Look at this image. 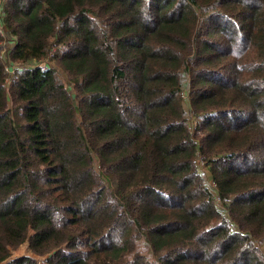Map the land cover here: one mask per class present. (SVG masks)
I'll return each instance as SVG.
<instances>
[{"label":"trees","instance_id":"1","mask_svg":"<svg viewBox=\"0 0 264 264\" xmlns=\"http://www.w3.org/2000/svg\"><path fill=\"white\" fill-rule=\"evenodd\" d=\"M0 26V264H264V0H0Z\"/></svg>","mask_w":264,"mask_h":264},{"label":"rangeland","instance_id":"2","mask_svg":"<svg viewBox=\"0 0 264 264\" xmlns=\"http://www.w3.org/2000/svg\"><path fill=\"white\" fill-rule=\"evenodd\" d=\"M185 99V107H186V109L188 110L189 109V104H188V99L185 97L184 98ZM201 170V172H204V174H205V176H206V178H207V181H208V183L210 184V186H211V182H212V180H211V177L209 176V174H208V172H207V170L206 169H200ZM26 254H30V250H29V248H28V244H24L23 246H21V248L18 250V251H16L15 253H14V255H13V257L10 259V261L12 260V259H14V258H18V257H20V256H24V255H26ZM39 262L41 263V264H46V261H45V258H39Z\"/></svg>","mask_w":264,"mask_h":264},{"label":"built area","instance_id":"3","mask_svg":"<svg viewBox=\"0 0 264 264\" xmlns=\"http://www.w3.org/2000/svg\"><path fill=\"white\" fill-rule=\"evenodd\" d=\"M0 32L3 34H5V32H6V28H5V26H0Z\"/></svg>","mask_w":264,"mask_h":264}]
</instances>
